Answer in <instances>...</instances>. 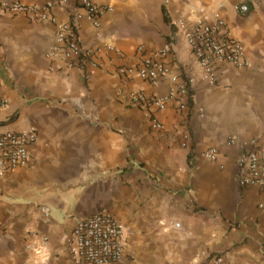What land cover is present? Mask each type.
<instances>
[{"label": "crops", "instance_id": "0c3cea01", "mask_svg": "<svg viewBox=\"0 0 264 264\" xmlns=\"http://www.w3.org/2000/svg\"><path fill=\"white\" fill-rule=\"evenodd\" d=\"M92 1L108 10L98 25L79 22L81 42L94 50L91 68L68 67L52 53L69 7L40 23L0 11V130L37 134L28 164L0 176V264H77L68 253L71 230L100 211L123 227L120 264H204L211 254L264 264V193L239 187L240 150L227 144L255 139L264 150V0ZM240 4L246 13L234 9ZM213 12L249 66L222 63L211 84L186 35ZM139 46L153 56L165 51L160 60L192 96L186 111L170 102L155 113L162 131L126 100L133 90L173 88L168 78L151 87L119 74L138 68ZM211 147L215 161L204 156Z\"/></svg>", "mask_w": 264, "mask_h": 264}, {"label": "built area", "instance_id": "2783aa9c", "mask_svg": "<svg viewBox=\"0 0 264 264\" xmlns=\"http://www.w3.org/2000/svg\"><path fill=\"white\" fill-rule=\"evenodd\" d=\"M69 7V18L66 22L56 25V46L52 53L61 54L68 67L75 65L95 67L94 50L83 45L78 34L79 22L86 18L92 24L98 25L99 16L108 8L97 5L92 0H75L70 5L69 0H46L43 4H24L9 0L0 2V11L13 16H22L28 22H55L54 10ZM234 9L246 13L248 7L236 5ZM186 41L192 56L199 64L202 79L215 83L216 71L220 64L232 67H248L244 50L228 29L225 20L218 12L202 15L193 24L186 35ZM110 50L114 51L112 47ZM165 51L159 55L146 54L139 46L137 54L138 68L119 67V74L130 77L135 74L139 79L156 87L161 80L168 78L173 84L166 94H149L133 90L127 94L130 106L141 109L149 128L162 131L163 124L155 117V113L164 111L172 102L180 111H186L190 98L187 83L170 73L167 66L160 60ZM0 106H5V100L0 95ZM37 138L36 131L29 128L25 131L0 130V176L26 166L30 160L29 147ZM229 146L236 145L240 154L237 159V182L240 188H254L264 193V150L255 139L239 142L235 138L227 141ZM206 159L215 161L218 156L216 148H208L204 152ZM175 228L179 225L175 224ZM68 253L73 262L80 264H120L125 258V241L123 227L116 217L108 211H100L91 216L76 220L68 238ZM204 264H231L222 254H211Z\"/></svg>", "mask_w": 264, "mask_h": 264}, {"label": "trees", "instance_id": "16d2710c", "mask_svg": "<svg viewBox=\"0 0 264 264\" xmlns=\"http://www.w3.org/2000/svg\"><path fill=\"white\" fill-rule=\"evenodd\" d=\"M163 13H164V20L166 21V22H168L169 20H168V17H167V14H166V11H165V9H163ZM191 95H190V98H189V101L191 102ZM10 119H12V118H10ZM9 121V120H8ZM6 122H0V125H4Z\"/></svg>", "mask_w": 264, "mask_h": 264}]
</instances>
